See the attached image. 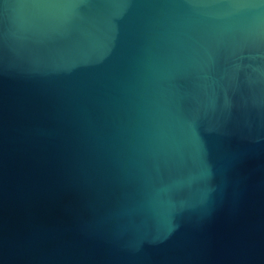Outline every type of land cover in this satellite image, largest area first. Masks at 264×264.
Returning <instances> with one entry per match:
<instances>
[{"label":"water","instance_id":"obj_1","mask_svg":"<svg viewBox=\"0 0 264 264\" xmlns=\"http://www.w3.org/2000/svg\"><path fill=\"white\" fill-rule=\"evenodd\" d=\"M0 264H264V0H0Z\"/></svg>","mask_w":264,"mask_h":264}]
</instances>
